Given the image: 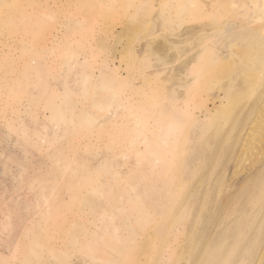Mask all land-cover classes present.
<instances>
[{"label": "rangeland", "instance_id": "1", "mask_svg": "<svg viewBox=\"0 0 264 264\" xmlns=\"http://www.w3.org/2000/svg\"><path fill=\"white\" fill-rule=\"evenodd\" d=\"M258 110L264 0H0V264H255Z\"/></svg>", "mask_w": 264, "mask_h": 264}, {"label": "bare ground", "instance_id": "2", "mask_svg": "<svg viewBox=\"0 0 264 264\" xmlns=\"http://www.w3.org/2000/svg\"><path fill=\"white\" fill-rule=\"evenodd\" d=\"M21 20H24V19H21ZM97 88H99V87H97ZM65 102H66V100H64V103ZM213 103H214V101H213ZM260 111L261 110H258V112L255 114L253 119L247 124V127H246L244 134L242 136L241 143L239 145V150H238V151H240L239 155L247 149H250V148L253 149L255 146V143L257 145L258 144L260 145V152H262L264 150V112L259 114ZM258 114H259V116L257 118V121H255V117ZM153 194L155 196L158 195V194H155L154 192H153ZM150 198H151V196L149 195L147 199H150ZM68 226L69 227L72 226V223H69ZM112 239H113V236L108 237L106 239L105 244L107 245ZM70 243L72 245L80 246L82 249L84 247H87V246H93V244H94V243H90V244H87L86 246H84L78 240H71ZM115 247L117 250V254L110 257V262H111L110 264H122L123 262H124L123 264L128 263L130 261V258H131L132 244L130 242H122V243L117 244ZM70 248H72V246ZM54 252H55V249H53V251L51 253H54ZM63 253H64V255H66L65 264H67L69 262L68 254H66L65 251ZM255 264H264V246L262 247Z\"/></svg>", "mask_w": 264, "mask_h": 264}]
</instances>
